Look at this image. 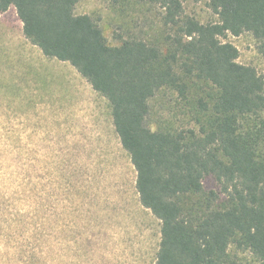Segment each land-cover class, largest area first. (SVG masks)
Instances as JSON below:
<instances>
[{
    "label": "trees",
    "instance_id": "1",
    "mask_svg": "<svg viewBox=\"0 0 264 264\" xmlns=\"http://www.w3.org/2000/svg\"><path fill=\"white\" fill-rule=\"evenodd\" d=\"M103 1L124 20L115 44L76 13L80 0H0V16L15 7L26 38L108 101L140 203L161 222L154 264H264V76L223 40L249 32L264 57V0H210L213 23L182 0ZM158 7L152 32H137ZM57 224L29 235L0 224V234L17 264H48Z\"/></svg>",
    "mask_w": 264,
    "mask_h": 264
},
{
    "label": "rangeland",
    "instance_id": "2",
    "mask_svg": "<svg viewBox=\"0 0 264 264\" xmlns=\"http://www.w3.org/2000/svg\"><path fill=\"white\" fill-rule=\"evenodd\" d=\"M202 23L219 20L210 0H182ZM139 20L152 32V20ZM78 14L96 17L112 43L124 20L103 0H80ZM130 27H125L128 30ZM224 41L238 61L264 76L259 42L246 32ZM136 171L116 133L108 101L69 62L46 57L26 38L15 7L0 16V224L29 235L51 219L56 240L48 264H154L161 222L144 208ZM208 189L216 180L205 179ZM44 217L35 218L34 208ZM1 233V231H0ZM51 246V247H50ZM15 243L0 234V264H17ZM240 256L247 262L249 252Z\"/></svg>",
    "mask_w": 264,
    "mask_h": 264
}]
</instances>
